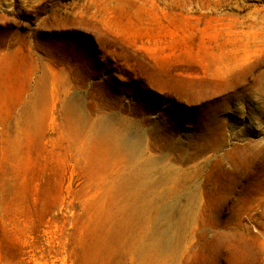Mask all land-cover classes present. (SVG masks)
Segmentation results:
<instances>
[{"label":"rangeland","instance_id":"rangeland-1","mask_svg":"<svg viewBox=\"0 0 264 264\" xmlns=\"http://www.w3.org/2000/svg\"><path fill=\"white\" fill-rule=\"evenodd\" d=\"M0 264H264V0H0Z\"/></svg>","mask_w":264,"mask_h":264}]
</instances>
